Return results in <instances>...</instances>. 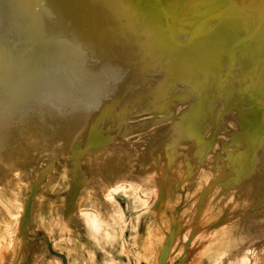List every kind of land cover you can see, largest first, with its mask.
<instances>
[{"label": "rangeland", "instance_id": "obj_1", "mask_svg": "<svg viewBox=\"0 0 264 264\" xmlns=\"http://www.w3.org/2000/svg\"><path fill=\"white\" fill-rule=\"evenodd\" d=\"M166 15L117 33L107 60L83 66L84 78L67 74L76 87L61 97L44 96L38 75L14 116L0 97V264H264V14L236 31L217 18L202 25L204 13ZM219 32L231 39L220 67L188 80L178 57L222 42Z\"/></svg>", "mask_w": 264, "mask_h": 264}, {"label": "bare ground", "instance_id": "obj_2", "mask_svg": "<svg viewBox=\"0 0 264 264\" xmlns=\"http://www.w3.org/2000/svg\"><path fill=\"white\" fill-rule=\"evenodd\" d=\"M186 8H188L186 10ZM191 8V9H190ZM194 8V10H192ZM187 11L185 14L183 12ZM193 11L197 13H204V18L202 25L210 19H219V21L229 22L228 27L238 30L240 25L245 26L247 20L253 19L257 17L259 14H264V0H0V86L2 87V91L0 93V97L5 101L4 112H10L7 115H13L15 113L20 112L21 108L26 106V103L29 100H32V96L30 92L32 87L34 86L32 82V75H38L42 80L40 85L37 87L44 96L48 93H54L57 96L64 95L67 90L72 88V86L76 83L75 79L69 82V77H72L75 73L77 77L81 76L83 72V66H91L94 67L98 60H103V58L107 57V50L105 47L108 45L111 40L115 39V35L125 36L123 30L126 31L128 29L130 32H139L150 30L153 26L154 21L165 20L162 17L166 14H170L168 16V22L171 20L172 16L184 17V15H191ZM195 14V13H194ZM194 16V15H193ZM192 16V17H193ZM200 16V15H199ZM196 16V17H199ZM263 16V15H262ZM167 17V15H166ZM171 17V18H169ZM178 17V18H179ZM186 17V16H185ZM195 17V16H194ZM245 17V18H244ZM250 17V18H249ZM264 17V16H263ZM261 17V18H263ZM182 18V17H181ZM188 18V17H187ZM187 18L184 19L187 20ZM175 19V18H172ZM191 19V16H190ZM194 19V18H193ZM179 21L174 20L176 23H180ZM183 21V19H181ZM189 20V18H188ZM187 20V21H188ZM192 20V19H191ZM196 20V19H195ZM256 20V19H253ZM251 20L253 23L256 21ZM167 21V20H165ZM164 21V22H165ZM173 21L172 24H175ZM186 21V22H187ZM161 22V23H160ZM163 22V23H164ZM189 22H191L189 20ZM213 22V21H212ZM211 22V23H212ZM216 22V21H214ZM251 22V25H252ZM260 22V23H259ZM257 21L258 24H262L261 21ZM160 24L162 21L159 20ZM171 23V21H170ZM169 23V24H170ZM183 23V22H181ZM180 23V25H181ZM217 23V22H216ZM249 23V22H247ZM186 24V23H184ZM257 24V25H258ZM159 25V24H157ZM166 25V24H164ZM209 25V24H208ZM255 25V24H253ZM162 26V25H160ZM174 26V25H173ZM173 26L171 28H173ZM212 26V25H211ZM249 26V25H248ZM260 26V25H259ZM262 26V25H261ZM264 26V25H263ZM262 26V27H263ZM169 25H167V28ZM175 27V26H174ZM178 27V25H177ZM176 27V28H177ZM184 26H179V28H184ZM201 27V26H200ZM164 28V27H163ZM173 30H177V29ZM249 28V27H248ZM251 28V27H250ZM249 28V30H250ZM253 28V26H252ZM170 29V28H169ZM168 29V30H169ZM182 29V31L184 30ZM247 29V28H246ZM259 29V28H258ZM171 30V29H170ZM179 30V29H178ZM257 30V28L255 29ZM253 31V29L251 31ZM166 31V30H164ZM163 31V36L165 35ZM172 31V30H171ZM185 31V30H184ZM260 31V30H259ZM121 32V34H120ZM128 32V31H127ZM126 32V33H127ZM128 33L126 35L132 34ZM162 32V31H161ZM178 34L179 32L176 31ZM175 32V33H176ZM188 31L184 33L187 34ZM252 32V33H253ZM174 33V34H175ZM190 33V29H189ZM194 33V32H193ZM140 34V33H139ZM161 34V33H160ZM159 34V35H160ZM172 34L171 32L169 35ZM182 36V32L180 33ZM179 34V36H180ZM192 34V33H190ZM254 34V33H253ZM252 34V35H253ZM258 34V33H256ZM262 34V33H261ZM258 34L259 37H261ZM257 35V37H258ZM118 36V37H119ZM121 36V37H122ZM128 36V37H129ZM173 36V35H172ZM177 36V35H175ZM189 36V34H187ZM191 36V35H190ZM263 36V34H262ZM127 37V36H126ZM127 37V38H128ZM134 37V35H133ZM135 37H137L135 35ZM171 37V35H170ZM178 37V36H177ZM177 37L176 38L178 39ZM184 37V36H182ZM214 40H220L222 42L215 43L214 46L207 47L204 49L200 55L195 52H190V55H187V58L181 56L179 59L180 67L185 71L188 80H192L196 74L204 71L215 72L221 64V61L224 59V55L222 54V50L225 47H229L231 45V39L224 36L219 32L216 36H213ZM255 36V38H257ZM258 37V39H260ZM124 38V39H127ZM152 38V37H151ZM181 38V37H180ZM188 38V37H187ZM185 37V39H187ZM193 38V37H192ZM253 38V37H252ZM263 38V37H262ZM118 39V38H117ZM121 39V38H120ZM143 39V38H142ZM148 38V43H149ZM167 39L166 35L165 38ZM172 38H169V42ZM182 39V38H181ZM181 39H178L181 41ZM184 39V38H183ZM182 39V41H183ZM123 40V38H122ZM120 40V42H122ZM129 43H131V37L128 39ZM124 41L127 43V41ZM135 40V39H134ZM175 40V39H174ZM188 40V39H187ZM191 40V39H190ZM141 41V39H140ZM143 41V40H142ZM147 41V40H146ZM145 41V42H146ZM152 43V40H150ZM166 41V40H164ZM173 41V39H172ZM176 41V40H175ZM181 41V42H182ZM185 41V40H184ZM249 41V40H247ZM253 41V40H252ZM259 41V40H258ZM263 41V39H262ZM260 40V42H262ZM123 42V45H124ZM135 42V41H134ZM168 42V40H167ZM168 42V43H169ZM178 42V41H176ZM186 42V41H185ZM254 42V41H253ZM257 42L256 43H260ZM119 43V42H116ZM125 43V44H126ZM136 43V42H135ZM137 43L138 40H137ZM136 43V44H137ZM150 43V44H151ZM171 43V42H170ZM169 43V44H170ZM187 43V42H186ZM244 43V42H243ZM113 44V42H112ZM122 44V43H121ZM117 44V47L122 48L123 45ZM135 44V45H136ZM183 44V42H182ZM189 44V43H187ZM264 44V43H261ZM78 52L77 56L74 57L71 55L73 48ZM115 45V44H113ZM129 45V44H128ZM134 45V44H132ZM134 45V47H135ZM173 45V42H172ZM185 45V44H184ZM240 45V44H239ZM259 45V44H258ZM116 46V45H115ZM131 46V45H130ZM249 46V45H248ZM257 46V45H256ZM262 47V45H260ZM258 46V47H260ZM126 49L128 46H125ZM186 47V46H185ZM184 47V48H185ZM253 46L252 49H254ZM112 48V47H111ZM157 48V47H156ZM264 48V45L263 47ZM106 49V50H105ZM125 49V50H126ZM137 49V48H136ZM181 49V47H180ZM241 49V48H240ZM259 49V48H257ZM255 49V50H257ZM183 50V49H182ZM236 50V49H235ZM254 50V51H255ZM261 50V48L259 49ZM249 51V50H248ZM129 52V51H128ZM244 52V51H243ZM255 53H257L255 51ZM136 54V53H135ZM237 54H240L237 53ZM236 54V55H237ZM243 53L242 55H244ZM264 54V53H262ZM262 54H259L260 56ZM110 55V54H109ZM235 55V56H236ZM241 55V56H242ZM250 55V54H249ZM111 56V55H110ZM116 56V55H115ZM129 56V55H128ZM245 56V55H244ZM248 56V55H247ZM137 57V56H134ZM243 57V56H242ZM241 57V58H242ZM259 57V56H258ZM114 58V57H113ZM133 58V57H132ZM237 58V57H236ZM251 58V57H250ZM263 59V57H261ZM106 59V58H105ZM115 59H118L116 57ZM114 59V60H115ZM169 59V58H168ZM240 59V58H239ZM246 59V58H245ZM240 60V63L246 65L247 60ZM260 59V58H259ZM261 59V60H262ZM107 60V59H106ZM131 60V59H130ZM237 60V59H235ZM109 61V60H108ZM253 61V60H250ZM264 61V60H262ZM133 62V60H132ZM235 62V61H234ZM260 62V61H259ZM225 63V62H224ZM228 63V62H227ZM263 63V62H262ZM98 64V63H97ZM110 64V63H109ZM109 64L107 66L109 67ZM230 64V63H228ZM227 64V65H228ZM235 64V63H234ZM233 64V65H234ZM239 64V62H236ZM116 66V63L110 64V66ZM119 65V64H118ZM258 65V64H257ZM256 65V66H257ZM260 65V64H259ZM106 66V67H107ZM261 66V65H260ZM259 66V67H260ZM264 64L261 66V70ZM83 67V68H82ZM96 67V66H95ZM102 67V66H99ZM225 67V66H224ZM245 67V66H244ZM252 67V66H251ZM103 68V67H102ZM114 67H112L113 69ZM117 68V67H116ZM116 68L111 70L112 72H116ZM132 67H129V69ZM229 68V67H228ZM109 68L108 70H110ZM128 69V68H127ZM230 69V68H229ZM241 69H243L241 67ZM240 69V70H241ZM246 69V68H244ZM248 69V68H247ZM246 69V70H247ZM264 69V68H263ZM86 71V69H84ZM107 70V69H106ZM123 70V67H122ZM232 70V69H231ZM259 70V69H257ZM258 71V72H261ZM94 71V70H93ZM105 71V70H104ZM110 71V72H111ZM125 71V70H124ZM219 71V70H218ZM226 71V70H225ZM224 71V72H225ZM235 73L236 71L233 70ZM91 72V71H90ZM89 72V73H90ZM109 72V71H108ZM107 72V73H108ZM111 72V74H112ZM143 72V71H142ZM247 72V71H246ZM249 72V71H248ZM88 73V72H86ZM127 73V72H126ZM125 73V74H126ZM220 73V72H219ZM242 73V72H241ZM245 73V72H243ZM242 73V74H243ZM262 73V72H261ZM66 74V75H65ZM67 74H70L67 76ZM92 74V73H91ZM116 74V73H114ZM118 74L120 72L118 71ZM234 74V73H233ZM241 74V75H242ZM250 74V73H249ZM256 74V73H255ZM259 74V73H258ZM256 75V78L258 76ZM264 75V73H262ZM261 74V76H262ZM160 75V74H159ZM162 75V74H161ZM166 75V73H165ZM164 75V76H165ZM169 75V74H168ZM167 75V76H168ZM238 75V74H237ZM244 75V74H243ZM248 75V74H247ZM245 75V76H247ZM260 75V74H259ZM126 76V75H125ZM154 76V74L152 75ZM200 76V75H199ZM203 76V75H201ZM219 76V75H218ZM224 76V74H223ZM244 76V77H245ZM71 77V79H73ZM76 77V76H74ZM82 77V76H81ZM92 77V76H90ZM103 77V76H102ZM113 77V75H112ZM117 77V75L115 76ZM211 77V76H210ZM222 77V76H221ZM220 77L221 81L222 78ZM232 79V76H230ZM238 77V76H237ZM243 77V76H242ZM243 79L246 81L248 80ZM84 78V77H82ZM81 78V79H82ZM125 78V77H124ZM123 78V79H124ZM130 78V77H129ZM209 78V77H208ZM235 78V77H234ZM255 78V76L253 77ZM256 78L254 80H256ZM117 79V78H116ZM116 79H113L114 81ZM200 79V78H199ZM213 80V78H211ZM210 79V80H211ZM218 79V78H217ZM224 79V78H223ZM242 79V80H243ZM253 80L252 78H250ZM260 79V78H259ZM78 80V79H77ZM88 81L87 79H83ZM209 80V79H208ZM237 80V78H236ZM253 80V81H254ZM262 80V79H261ZM91 81V80H90ZM112 81V80H111ZM127 81V79H126ZM125 81V82H126ZM175 81V80H174ZM243 81L242 83H247ZM92 82V81H91ZM203 82V81H201ZM216 82V81H215ZM220 82V80H219ZM217 82V83H219ZM251 82V81H250ZM249 82V83H250ZM79 83V80L77 84ZM81 83V80H80ZM89 83V82H88ZM119 83V82H118ZM175 83V82H174ZM177 83V82H176ZM207 83V82H206ZM221 83V82H220ZM247 83V84H249ZM86 84V83H85ZM90 84V83H89ZM121 84V83H120ZM123 84V83H122ZM178 84V83H177ZM181 85V83H179ZM178 84V85H179ZM209 84V83H207ZM80 85V84H79ZM83 85V83H82ZM115 85V84H114ZM217 85V84H216ZM244 85V84H243ZM246 85V84H245ZM198 86V85H197ZM218 86V85H217ZM248 86V85H247ZM76 87L75 85L73 88ZM86 87V86H85ZM88 87V86H87ZM199 87V86H198ZM204 87V85H203ZM210 87V86H209ZM244 87V86H242ZM34 88V87H33ZM84 88V86L82 87ZM89 88V87H88ZM112 88V87H111ZM116 88V87H114ZM139 88V87H138ZM215 88V87H213ZM220 88V87H219ZM218 88V90H219ZM246 88V87H245ZM91 89V88H90ZM110 89V88H109ZM119 89V88H117ZM200 86V91H201ZM243 89V88H241ZM74 90V89H73ZM77 90V89H76ZM80 90V89H79ZM176 90V89H174ZM217 90V91H218ZM257 90V89H256ZM103 91V90H102ZM116 91V89H115ZM209 91V90H208ZM211 91H213L211 89ZM247 93L246 90H242V93ZM82 92V90L80 91ZM106 92V91H105ZM179 92V90H178ZM210 92V91H209ZM215 92V91H214ZM220 91H218V95ZM237 92V91H236ZM33 93V91H32ZM114 93V92H113ZM238 93V92H237ZM92 94V92H91ZM118 94V93H116ZM126 94V93H125ZM172 94V93H171ZM201 94V93H200ZM53 95V94H49ZM194 95V94H193ZM216 94V96H218ZM79 96V95H78ZM82 96V93H81ZM92 96V95H91ZM113 96V94H112ZM196 96V95H195ZM243 96V95H242ZM88 97V96H87ZM198 97V96H197ZM215 97V96H214ZM222 97V95H221ZM246 97V96H245ZM59 98V97H58ZM81 98V97H79ZM89 98V97H88ZM63 99V97L61 98ZM86 99V96H85ZM194 99V98H193ZM197 99V98H196ZM205 99V98H204ZM203 99V100H204ZM220 99V98H219ZM114 100V99H113ZM195 100V99H194ZM213 100V99H212ZM76 101H78L76 99ZM107 103L110 100H106ZM173 101V100H171ZM196 101V100H195ZM206 101V100H205ZM79 102V101H78ZM83 102V101H81ZM175 102V101H174ZM207 102V101H206ZM74 103V102H73ZM85 103V102H84ZM190 103H192L190 101ZM196 103V102H195ZM193 103V104H195ZM79 104V103H78ZM106 104V103H105ZM86 105V104H85ZM84 105V106H85ZM190 105V104H189ZM188 105V107H189ZM33 106V105H32ZM40 106V105H39ZM106 106V105H104ZM103 106V107H104ZM192 106V105H191ZM195 106V105H194ZM193 106V107H194ZM3 107V106H2ZM37 107V106H36ZM101 107V108H103ZM177 107V106H176ZM187 107V105L185 106ZM184 107V108H185ZM199 107V106H198ZM59 108V107H58ZM78 108V106H77ZM191 108V107H190ZM189 108V109H190ZM197 108V107H196ZM194 108V110L196 109ZM204 108V107H203ZM42 109V108H41ZM45 109V107L43 108ZM56 109V108H54ZM103 110V109H101ZM107 110V109H105ZM181 110V109H180ZM192 110V108H191ZM193 110V111H194ZM237 110V109H236ZM43 111V110H42ZM135 111V110H134ZM183 111V110H182ZM196 111V110H195ZM215 111V110H214ZM3 112V113H4ZM37 112V111H35ZM51 112V111H50ZM80 112V111H79ZM165 112V111H163ZM150 113V112H147ZM146 113V114H147ZM180 113V112H179ZM186 113V112H185ZM188 113V112H187ZM213 113V112H212ZM33 114V113H32ZM49 114V113H48ZM57 114V113H56ZM55 113L52 115H56ZM61 114V113H60ZM97 114V113H96ZM104 114V113H103ZM195 114V112H194ZM207 114V113H206ZM34 115V114H33ZM37 115V113H36ZM65 115V114H64ZM79 115V114H78ZM106 115V114H105ZM104 115V116H105ZM149 115V114H148ZM6 116V115H5ZM14 116V115H13ZM42 116V115H41ZM51 116V114H50ZM49 116V118H50ZM67 116V115H66ZM94 116V115H93ZM128 116V115H127ZM152 116V115H151ZM169 117V115H167ZM177 116V115H176ZM195 116V115H194ZM31 117V114H30ZM29 117V118H30ZM55 117H58L56 115ZM68 117V116H67ZM73 117V116H72ZM156 117V116H155ZM206 117V116H205ZM208 117V116H207ZM11 118V117H10ZM34 118V117H33ZM93 118V117H92ZM167 118V117H166ZM195 118V117H194ZM8 119V118H5ZM12 119V118H11ZM25 119V118H24ZM28 119V118H27ZM169 119V118H168ZM167 119V120H168ZM207 119V118H206ZM204 119V120H206ZM4 120V119H3ZM29 120V119H28ZM28 120L24 121V125H28ZM78 120V119H76ZM92 120V119H91ZM95 120V119H93ZM92 120V121H93ZM166 120V119H165ZM174 120V119H173ZM171 121V120H170ZM194 121V119H193ZM34 122V121H32ZM31 122V123H32ZM167 122V121H166ZM1 123V121H0ZM77 123V122H75ZM74 123V124H75ZM157 123V122H156ZM193 123V122H192ZM115 124V123H114ZM191 124V123H190ZM189 124V125H190ZM229 124V123H228ZM58 125L64 128V125L59 122ZM93 125V123H92ZM230 125V124H229ZM155 126V124H154ZM199 126V125H198ZM219 126V125H218ZM217 126V127H218ZM96 127V126H95ZM143 127V126H142ZM190 127H192L190 125ZM200 127V126H199ZM209 127V126H208ZM38 128V127H36ZM165 128V127H164ZM42 129V128H41ZM93 129V128H92ZM193 126V130H194ZM201 129V128H200ZM208 129V128H207ZM206 129L205 132L208 130ZM212 129V128H211ZM86 130V129H85ZM196 130V129H195ZM57 131V130H56ZM87 131V130H86ZM147 131V130H146ZM10 132V131H9ZM12 132V131H11ZM17 132V131H16ZM20 132V130H19ZM24 132V131H23ZM84 132V131H83ZM203 132V130H202ZM204 132V133H205ZM8 133V132H7ZM18 133V132H17ZM22 133V132H21ZM27 133V132H26ZM43 133V132H42ZM157 133H159L157 131ZM191 133V131H190ZM194 133V132H193ZM191 133L190 135H193ZM210 133V132H208ZM32 134H35L32 133ZM136 134V133H135ZM207 134V133H206ZM15 135V134H14ZM20 135V134H19ZM22 135V134H21ZM62 135V134H61ZM60 135V136H61ZM91 135V134H90ZM133 135V134H132ZM204 135V134H203ZM213 135V134H212ZM13 136V135H12ZM57 136V135H56ZM55 136V137H56ZM59 136V135H58ZM80 135H78L79 137ZM104 136V135H103ZM161 136V135H160ZM27 137V135H26ZM77 137V138H78ZM152 137V136H151ZM159 137V136H158ZM13 138H15L13 136ZM12 138V139H13ZM49 138V137H48ZM126 138V137H125ZM153 138V137H152ZM11 139V138H10ZM11 139V140H12ZM62 139V138H61ZM64 139V138H63ZM65 140V139H64ZM63 140V141H64ZM155 140V139H153ZM191 140V136L189 138ZM9 141V139H8ZM27 141V140H26ZM128 141V140H127ZM130 141V140H129ZM215 141V140H214ZM36 142V140L34 141ZM32 142L33 144H35ZM75 142V141H74ZM5 143V142H4ZM24 143V142H23ZM31 143V142H30ZM37 143V142H36ZM63 143V142H62ZM207 143V142H206ZM3 144V143H2ZM27 144V143H26ZM65 144V143H64ZM68 144V143H67ZM65 144V145H67ZM121 144V143H120ZM125 144V143H124ZM156 144H158L156 142ZM155 144V145H156ZM203 144V142H202ZM75 145V143H74ZM177 145V144H176ZM34 146V145H33ZM52 146V145H51ZM68 146V145H67ZM171 146V145H170ZM183 146V145H182ZM186 146V145H184ZM24 147V146H23ZM42 147V146H41ZM50 147V146H49ZM178 147V146H177ZM176 147V148H177ZM203 147V145L201 146ZM211 147V146H210ZM55 148V147H52ZM57 148V147H56ZM55 148V149H56ZM60 148V147H59ZM67 148V147H65ZM155 148V147H154ZM153 148V151H155ZM175 148V146H174ZM200 148V147H199ZM198 148V149H199ZM208 148V147H207ZM15 149V148H14ZM108 149V148H107ZM162 149V148H161ZM203 149V148H202ZM201 149V150H202ZM5 150V149H4ZM57 150V149H56ZM150 150V149H149ZM157 150V149H156ZM6 151V150H5ZM74 151V149H73ZM71 151V152H73ZM163 151V150H162ZM178 151V150H177ZM200 151V150H199ZM8 152V151H7ZM6 152V153H7ZM14 152V151H13ZM70 152V151H69ZM157 152V151H156ZM201 152V151H200ZM15 153V152H14ZM127 153V152H126ZM136 153V152H135ZM202 153V152H201ZM69 154V153H68ZM105 154V153H104ZM134 154V153H133ZM162 154V153H161ZM203 154V153H202ZM67 155V154H66ZM124 156V155H123ZM147 156V155H146ZM179 156V155H178ZM202 156V155H201ZM122 157V156H121ZM168 157V156H167ZM181 157V156H180ZM200 157V156H198ZM197 157V159H198ZM131 158V157H129ZM136 158V157H135ZM148 158V157H147ZM161 158V157H160ZM163 158V157H162ZM161 158V159H162ZM169 158V157H168ZM149 159V158H148ZM136 160V159H135ZM178 160V159H177ZM138 161V160H137ZM151 160H149L150 162ZM164 161V160H163ZM162 161V162H163ZM133 162H135L133 160ZM132 162V163H133ZM9 163V162H7ZM17 164V163H16ZM172 164V162L170 163ZM169 164V166H170ZM204 164V162L202 163ZM5 165V164H4ZM13 165V164H12ZM102 165V163H101ZM15 166V165H14ZM179 166V165H178ZM7 167V166H3ZM2 167V168H3ZM13 167V166H12ZM97 167V166H95ZM142 167V165H141ZM17 168V167H16ZM102 168V167H101ZM120 168V167H119ZM171 168V167H170ZM96 169V168H95ZM116 169V168H115ZM114 169V170H115ZM5 171V168H4ZM18 171V170H17ZM103 171V170H102ZM96 170L94 171V173ZM115 172V171H114ZM100 174V173H99ZM115 174V173H114ZM117 174V173H116ZM96 175V173H95ZM98 175V174H97ZM96 175V176H97ZM104 177V176H103ZM116 177V176H115ZM124 177V176H123ZM117 178V177H116ZM138 178V177H137ZM139 179V178H138ZM114 180V179H113ZM198 180V179H197ZM202 180V179H201ZM147 182V181H146ZM100 183V180H99ZM120 183V182H119ZM131 183V182H129ZM133 184V183H132ZM118 185V184H117ZM137 185V184H136ZM102 186V185H101ZM140 189V188H139ZM144 189V188H143ZM148 189V188H147ZM101 190V189H100ZM103 190V189H102ZM146 190V189H145ZM106 192V191H105ZM99 199V198H98ZM101 201V200H100ZM264 202V201H263ZM262 202V203H263ZM84 203V202H83ZM85 204V203H84ZM3 206V205H2ZM89 206V205H88ZM85 207V206H83ZM91 207V206H90ZM92 208V207H91ZM90 208V209H91ZM264 209V207H263ZM253 212V211H252ZM251 212V213H252ZM250 213V212H249ZM250 213V214H251ZM249 215V214H248ZM56 220V219H55ZM61 223V222H60ZM59 226V225H58ZM55 230V229H54ZM66 231V230H65ZM66 234V233H65ZM245 249V248H244ZM236 255V254H235Z\"/></svg>", "mask_w": 264, "mask_h": 264}, {"label": "water", "instance_id": "obj_3", "mask_svg": "<svg viewBox=\"0 0 264 264\" xmlns=\"http://www.w3.org/2000/svg\"><path fill=\"white\" fill-rule=\"evenodd\" d=\"M163 264H165V262H163Z\"/></svg>", "mask_w": 264, "mask_h": 264}]
</instances>
